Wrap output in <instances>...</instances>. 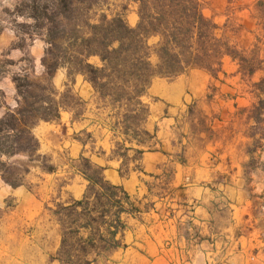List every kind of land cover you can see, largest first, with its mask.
Listing matches in <instances>:
<instances>
[{
	"label": "crops",
	"instance_id": "0c3cea01",
	"mask_svg": "<svg viewBox=\"0 0 264 264\" xmlns=\"http://www.w3.org/2000/svg\"><path fill=\"white\" fill-rule=\"evenodd\" d=\"M199 2L245 61L224 56L215 74L193 68L170 80L153 78L141 97L147 115L139 129L150 135L143 142L123 134L116 110L82 75L71 84L59 69L53 87L69 89L80 104L32 129L37 155L51 169L36 161L25 176L33 187L0 191V206L8 196L16 204L5 240L24 245L0 247V264H66L59 258L65 229L54 211L83 200L89 210L97 208L96 217L102 209L110 212L99 229L103 247H89L85 264H264V173L254 163L264 161V138L254 132L257 115L264 124V110L259 115L257 109L264 96V0ZM118 16L134 27L137 4L127 0ZM43 54L35 43L10 48L5 57L18 64L29 57L42 76ZM89 62L100 63L97 57ZM0 91L2 116L15 104L8 76ZM80 158L101 169L103 181L117 188L115 197L94 185L85 199L89 182ZM118 207L123 210L116 217ZM77 230L81 240L92 234L91 228Z\"/></svg>",
	"mask_w": 264,
	"mask_h": 264
},
{
	"label": "trees",
	"instance_id": "16d2710c",
	"mask_svg": "<svg viewBox=\"0 0 264 264\" xmlns=\"http://www.w3.org/2000/svg\"><path fill=\"white\" fill-rule=\"evenodd\" d=\"M52 1L50 11L44 7L37 16L45 32L46 49L41 59L45 79L33 80L26 74L13 76L15 106L6 107L0 116V178L11 188L24 185V177L34 161H45L37 155L39 144L32 129L39 122L57 120L61 110L80 104L69 89L58 93L53 87L51 80L59 69L65 70L67 82L71 84L76 75H82L99 98L116 110L123 134L143 142L150 135L139 129L147 115L141 97L153 78L170 80L193 68L215 74L224 56L245 61L218 33L219 27L203 16L199 0H132L137 4L138 16L134 27L128 26L118 15L101 14L93 20L90 13L94 6L84 7L88 0ZM91 57H97L99 65L91 64ZM2 69L0 66V79L5 74ZM261 84L264 86V79ZM261 90L264 94V89ZM3 105L4 94L0 91V108ZM257 109L264 110V98ZM140 154L141 151H137L135 158ZM17 157L23 160L15 159ZM79 161L81 172L89 182L85 199L94 185L115 197L117 188L103 181L101 169L88 159ZM121 195L122 199H128L125 193ZM78 207H83L80 212H77ZM96 209L89 210L83 200L74 201L66 209L58 205L54 211L56 215L64 211L68 226L76 225L80 218L85 219L80 227L92 231L90 237L77 240L81 245L69 244V240L77 237L78 230L63 231L59 258L66 264H76L73 259L79 256L69 247H103L93 242L103 241L97 234L104 224L102 217L110 212L102 209L99 217H94ZM122 210L118 207L113 215L118 217Z\"/></svg>",
	"mask_w": 264,
	"mask_h": 264
},
{
	"label": "rangeland",
	"instance_id": "374dc122",
	"mask_svg": "<svg viewBox=\"0 0 264 264\" xmlns=\"http://www.w3.org/2000/svg\"><path fill=\"white\" fill-rule=\"evenodd\" d=\"M127 0H88L84 4V7L91 4L94 6L90 16L93 20H96L101 14H105L108 17H113L118 15L121 12L122 6L125 5ZM52 0H0V49H2V53L0 56V66L3 68L2 70L5 72L3 77H9L12 81V77L17 74H26L33 80H40L44 81L45 76H40L36 74V70L33 69L32 62L29 57L24 56L22 58L21 63H15L9 59H7L6 52L10 48L16 49H26L27 47L35 44L40 43L43 45V49L45 51V36L44 30L40 28V21L41 19L37 20V16L40 15L41 11H44V7H47L48 11L53 6ZM38 11L37 13H35ZM259 11L261 15L264 16V2L263 5H260ZM42 14V13H41ZM154 41L151 40L150 44ZM8 43H10L9 46ZM11 63V64H9ZM212 74V73H211ZM2 77V78H3ZM1 80V79H0ZM5 83V82H4ZM263 88V87H262ZM261 89V87H260ZM264 98V96H263ZM15 98V95L13 96ZM15 104L11 108H13ZM2 108V107H1ZM2 111V109H0ZM262 112V111H261ZM261 112L259 115H261ZM257 120L259 123L255 127L254 132L259 134L260 137L264 138V124L261 121V118L257 115ZM121 122V119H120ZM255 147H259L255 145ZM17 160H23L22 158H15ZM39 161L40 167L42 170L48 171L50 166L42 160ZM36 162V161H34ZM34 162L32 164H34ZM254 163L257 165V168L264 173V161L255 160ZM24 185L33 187V185H28L27 178L24 177ZM6 184L0 178V191ZM14 198L8 196L3 205L0 206V247H24L22 243L14 242L13 238L5 240L6 229L9 225L14 224V219H8L10 216L9 213L15 211L16 204L14 202ZM264 207V205H263ZM57 208V207H56ZM65 209L67 207H64ZM50 210V208H48ZM56 210V209H55ZM264 214V211H262ZM64 211L59 216V221L61 222L65 231H76L80 228V223L83 224V218H80L79 222L76 225L68 226L65 224L67 221L66 217L64 216ZM96 217V216H94ZM264 218V215H263ZM83 221V222H82ZM100 224V223H99ZM96 224V226H99ZM11 227V226H10ZM103 227V224L100 225V228ZM99 228V229H100ZM97 234V233H96ZM98 235V234H97ZM98 238V237H97ZM79 240L78 237L72 238L69 240V244H77L81 245L77 242ZM95 245L103 246V241L98 242L96 241ZM74 254H78V258L75 257L73 261L76 264H82L85 262L86 256L88 254L89 247H69ZM73 252L71 253L73 255Z\"/></svg>",
	"mask_w": 264,
	"mask_h": 264
}]
</instances>
